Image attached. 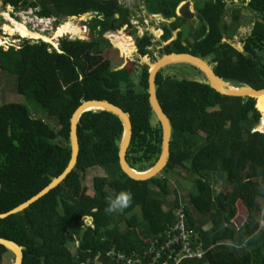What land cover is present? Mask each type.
Here are the masks:
<instances>
[{
  "label": "trees",
  "instance_id": "1",
  "mask_svg": "<svg viewBox=\"0 0 264 264\" xmlns=\"http://www.w3.org/2000/svg\"><path fill=\"white\" fill-rule=\"evenodd\" d=\"M3 2L16 10L38 7L45 17L87 14L92 37H63L60 51L50 50L48 41L29 38L6 50L0 47V68L17 75V92L58 123L52 126L36 117L22 102L0 105V213L37 194L67 167L72 156L71 118L84 100H108L128 112L133 136L127 161L138 171L154 166L162 152L163 130L159 120L154 122L157 116L149 100L151 63L136 68L137 75L133 61L120 65L118 57L113 63L115 52L130 54L135 49L147 62L152 60L155 32L162 55L191 52L211 57L224 81L264 88V0L233 7L230 21L221 0L207 1L198 11L199 26L188 5L179 16V0H156L146 7L148 12L175 20L141 36L133 23L135 12L121 0ZM246 11L255 20L241 51L231 39L248 24ZM156 87L172 124L171 153L163 170L146 180L128 176L119 157L122 119L108 110L84 112L74 169L24 210L0 218V237L23 247L22 264H118L113 255L148 248L179 221L181 207L194 230L191 245L203 254L180 264H264V116L256 99L224 95L204 79L165 74L163 68ZM259 124L261 130H256ZM96 166L106 175L94 178L91 194L84 177ZM181 172L192 175L194 190L170 202L171 180L178 181ZM121 191L132 193L129 206L106 213L108 198ZM15 259V253L0 243V262L11 264Z\"/></svg>",
  "mask_w": 264,
  "mask_h": 264
},
{
  "label": "rangeland",
  "instance_id": "2",
  "mask_svg": "<svg viewBox=\"0 0 264 264\" xmlns=\"http://www.w3.org/2000/svg\"><path fill=\"white\" fill-rule=\"evenodd\" d=\"M38 7H28V8H22V9H15L14 6L11 4H5L3 0H0V26L2 27V32H0V39L4 38L3 40H0V45H6L9 44H18L20 45L22 43L23 38H31V42H38L40 39L44 41H48L50 43L57 44L60 49V39L63 37L68 38H81V39H90L92 37V33L90 30V27L86 23L87 20H89V15L84 14L80 17H56V21L54 20L50 24H47V21L44 20L40 22L38 19ZM250 13V14H249ZM246 11L244 20L248 21L247 25H244L239 28L237 35L232 39V41L235 42L236 45H239V43L243 42L242 40L248 35V33L251 31L252 24L255 20L254 14ZM142 16H138L137 20H134V24L137 28V35H143L146 31H149L151 34H153L154 28L160 27L161 23L164 21L156 19V17L149 18L146 17L145 14H141ZM40 17H44L39 15ZM231 20L230 17L228 19ZM253 20V22H252ZM50 21V20H49ZM14 22L23 23L25 24L30 31H34L36 36L32 35H26L24 36L19 30H17ZM65 24H71V25H79L83 30H80L78 34H73V31L71 30H60V27ZM55 24L59 25L58 29H55ZM40 25H42L40 27ZM42 28H46L45 30H42ZM187 31L190 30L189 27H186ZM196 28V25H195ZM16 29V30H14ZM60 31L62 33H60ZM192 31V30H191ZM195 31V30H194ZM59 32V33H58ZM5 33V34H4ZM42 33H45L46 36L42 35ZM59 34V35H58ZM156 34V32H155ZM154 34V35H155ZM59 36V37H57ZM156 36L159 37V34H156ZM57 37V38H56ZM27 38V39H28ZM160 39V38H159ZM155 45L151 46V52H152V60L150 58V61L147 62L144 57L139 55V52L135 49L130 54L124 53L123 55L120 53V51L115 52L114 55L116 57V62L118 57H120V60L118 63L120 65L126 64L127 61H133L135 63V69H134V75H137L138 70L140 66L144 63L152 64L154 63L159 57H161V51L160 49L163 47L162 42H157L156 39H154ZM128 60H127V59ZM207 59L212 60L211 57H207ZM117 63V64H118ZM214 64V63H213ZM173 66H166L164 67V73L165 74H173L180 72L183 75H187L189 77H200L201 79H206L205 74L200 70L197 66H192L188 63L185 64V62L182 63H175L171 64ZM138 68V70H136ZM198 68V69H197ZM136 79V78H135ZM16 82H17V75L11 74L5 70H2L0 68V105L9 103V102H22L25 103L30 111L35 114L36 117L43 118L47 120L49 123L52 124V126H58V123L56 120L49 118L47 116V113L42 110L38 106L37 103L28 101L25 99V97L21 94H19L16 90ZM224 85H227L228 87H235L234 84L224 83ZM158 120L155 119L154 122L156 123ZM261 124V122H260ZM260 124L257 126V129H260ZM181 177H179L178 181L171 180V195L169 197V201L172 202L175 197L178 195V197L182 196V194L188 191L194 190V183H193V177L191 174H188L186 172H181ZM106 175L104 169L102 167L96 166L93 168H90L87 171V174L84 177V186L88 189V192L91 194L94 193V178L97 176H104ZM178 190V191H175ZM137 212L141 214L140 212V206H137ZM86 223H91V221H86ZM208 224V222L206 223ZM262 224L264 225V221H262ZM75 251V248H72Z\"/></svg>",
  "mask_w": 264,
  "mask_h": 264
},
{
  "label": "water",
  "instance_id": "3",
  "mask_svg": "<svg viewBox=\"0 0 264 264\" xmlns=\"http://www.w3.org/2000/svg\"><path fill=\"white\" fill-rule=\"evenodd\" d=\"M173 17L171 20H174ZM171 22V21H170ZM75 39V38H74ZM242 51L241 48H238ZM209 59L202 58L201 56L195 55L191 52H171L168 54H164L159 57L154 63L151 64L150 74H149V94H150V104L155 112L158 120L161 123L163 130V144H162V152L157 160V162L150 169L146 171H138L132 168L127 161V150L132 141L133 136V124L130 118V114L126 112L121 106L114 104L108 100L104 99H89L82 101L81 105L74 111L71 118V147H72V156L64 171L58 176L54 177L51 182L46 185L42 190H40L37 194L33 195L28 200L24 201L20 205L14 207L5 213H0V218H5L10 214L18 213L32 203L39 200L41 197L46 195L51 189L58 186L64 179L69 175V173L74 169L76 163L78 161L80 144L78 137V124L81 115L89 110H108L115 114H117L124 124V134L122 141L120 143L119 157H120V165L122 170L131 178L136 180H146L158 175L166 165L168 158L171 153V137H172V124L169 116L166 114L164 109L162 108L158 96H157V87H156V77L160 69L175 63H191L197 66L206 76V80L212 88L216 91L220 92L224 95L231 96H240V97H254L256 99V106L258 110L261 112L263 117V112L259 107V99L260 96L264 93V88L257 89L249 84H243L240 86L226 87L223 85L224 79L221 78L218 74H216L214 70L213 63L209 62ZM197 79H201L197 77ZM228 82V81H227ZM232 84L231 82H228ZM262 121V119H261ZM258 130V129H257ZM261 130V129H259ZM0 243L7 246L10 250H12L16 259L11 264H22L24 259L23 247L16 243L13 240L6 239L0 237ZM0 264H4L1 263Z\"/></svg>",
  "mask_w": 264,
  "mask_h": 264
},
{
  "label": "built area",
  "instance_id": "4",
  "mask_svg": "<svg viewBox=\"0 0 264 264\" xmlns=\"http://www.w3.org/2000/svg\"><path fill=\"white\" fill-rule=\"evenodd\" d=\"M38 19L40 22L46 20L47 24H50L54 20L56 21V17H40L39 15ZM55 25V29H58L59 25ZM41 26L42 25H40V27ZM45 29L46 28H42V30ZM42 35L46 36L45 33H42ZM74 38L75 37L71 39ZM3 39L4 38L1 40ZM12 45L15 44L12 43L11 45L6 44L2 46L6 50ZM53 48L60 51L57 44L53 43V46L50 48V50ZM178 211L179 221L170 225L162 235L156 237L153 244H151L148 248L139 252L138 254H130L120 251L113 255L112 258L116 260L118 264H180L184 259L191 257L194 254H197L201 257L203 254L202 249H199V251L196 252L191 245L194 230L185 222L183 207L179 208Z\"/></svg>",
  "mask_w": 264,
  "mask_h": 264
},
{
  "label": "crops",
  "instance_id": "5",
  "mask_svg": "<svg viewBox=\"0 0 264 264\" xmlns=\"http://www.w3.org/2000/svg\"><path fill=\"white\" fill-rule=\"evenodd\" d=\"M123 2H125L134 12H135V17L134 19H138V16H142L141 14H145V16L149 17L152 19V17H156V19L162 20L164 21L163 23H167L170 24L172 21V18H165L162 14H150L148 12V10L146 9L147 6L152 5L154 3V1L156 0H121ZM207 1L210 0H179L177 9H176V13L177 15H181V8L185 5L189 6V9L191 12L195 13L194 15V19L197 23V25L199 26L200 22H201V17H200V12L198 13V11H200V7H202ZM218 0H211V2H216ZM227 7V14L225 15V19L227 21H229V17H231V11L233 10V7H243L244 5H247L249 0H221ZM231 19V18H230ZM139 20V19H138ZM171 21V22H170ZM162 24V23H161ZM197 25H196V29H197ZM254 25V22L252 24V27ZM242 27V26H241ZM251 27V29H252ZM180 29L176 30L179 31ZM175 32V31H174ZM176 33V32H175ZM250 33V32H249ZM248 33V34H249ZM177 35V34H175ZM237 35V33L233 36V38ZM155 38L156 40L158 39V36H156L155 34ZM232 38V39H233ZM231 42L237 47V48H241L243 50V46H244V41L239 43V45H236L234 41ZM228 83V82H227ZM230 84V83H229Z\"/></svg>",
  "mask_w": 264,
  "mask_h": 264
},
{
  "label": "clouds",
  "instance_id": "6",
  "mask_svg": "<svg viewBox=\"0 0 264 264\" xmlns=\"http://www.w3.org/2000/svg\"><path fill=\"white\" fill-rule=\"evenodd\" d=\"M0 32H2V27H1V31ZM24 39H26V38H23V40ZM29 39H31V38H29ZM23 40H22V42H23ZM12 46H16V44L12 45ZM52 46H53V44H52ZM0 47H3V46L1 45ZM209 62L210 63H214L211 60ZM213 65H215V63ZM234 85H236V84H234ZM236 86H240V85H236ZM131 200H132V193L131 192L121 191L118 194H116L114 197H109L108 198L107 206L105 208V212L106 213H113V212H116V211H119V210H123L124 208H127L129 206ZM84 220L85 221H91V219L89 217H84Z\"/></svg>",
  "mask_w": 264,
  "mask_h": 264
},
{
  "label": "bare ground",
  "instance_id": "7",
  "mask_svg": "<svg viewBox=\"0 0 264 264\" xmlns=\"http://www.w3.org/2000/svg\"><path fill=\"white\" fill-rule=\"evenodd\" d=\"M14 24H15L17 30H19V32H21L24 36H26V35L36 36L35 32L30 31L25 24L18 23V22H14ZM65 29L73 31L74 35L78 34L80 32V30H83V28H81L79 25H71V24L63 23V25L60 27V30L63 31ZM14 30H16V29H14ZM61 31H60V33H62ZM224 83H227V82L223 81V85H224ZM225 86L228 87L227 85H225ZM232 88H235V87H232ZM259 107L262 110L263 116H264V93L260 96Z\"/></svg>",
  "mask_w": 264,
  "mask_h": 264
}]
</instances>
